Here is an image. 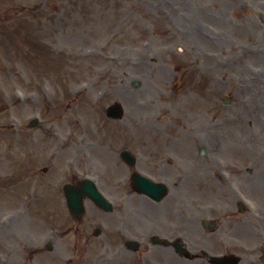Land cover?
Returning a JSON list of instances; mask_svg holds the SVG:
<instances>
[{
	"label": "rangeland",
	"instance_id": "1",
	"mask_svg": "<svg viewBox=\"0 0 264 264\" xmlns=\"http://www.w3.org/2000/svg\"><path fill=\"white\" fill-rule=\"evenodd\" d=\"M260 14L264 0H0V213L25 215L0 232L13 264L23 235L46 229L40 214H57L64 229L62 183L90 176L113 186L104 146L127 137L138 149L140 139L167 140L182 159L168 176L189 198L196 189L232 196L213 177L210 160L222 161L264 215ZM114 102L124 109L118 121L105 116ZM85 205L86 215L100 213ZM61 240L62 255L43 264H67L70 244ZM72 263L92 264L93 255L75 253Z\"/></svg>",
	"mask_w": 264,
	"mask_h": 264
},
{
	"label": "flooded vegetation",
	"instance_id": "2",
	"mask_svg": "<svg viewBox=\"0 0 264 264\" xmlns=\"http://www.w3.org/2000/svg\"><path fill=\"white\" fill-rule=\"evenodd\" d=\"M155 142L138 143L139 169L142 167L156 181L172 184L175 177L168 176V166L174 162L178 166L182 159L172 156L167 140ZM145 147L153 148L150 160ZM213 177L227 191L231 189L220 175ZM117 180L121 190H117L119 208L113 218L92 216L86 222L78 220L77 225L67 224L65 235H76L71 245L73 252H96L99 260L109 259L111 264H213L212 257L223 258L224 264H264V218L242 205L241 199L223 193L210 198H181L182 182L178 179L172 185L173 197L162 198L160 202L149 199L138 202L131 187L123 188L130 176L120 174ZM57 228L51 223L43 240L36 242L38 246L30 249L29 256L23 257L19 264H41L35 261V255L48 245H51L49 251L58 250ZM163 240L169 244H163ZM133 242H137L134 250ZM182 246L188 250L189 258L182 256ZM9 257L0 256V264H10Z\"/></svg>",
	"mask_w": 264,
	"mask_h": 264
},
{
	"label": "water",
	"instance_id": "3",
	"mask_svg": "<svg viewBox=\"0 0 264 264\" xmlns=\"http://www.w3.org/2000/svg\"><path fill=\"white\" fill-rule=\"evenodd\" d=\"M261 19H262V21L264 22V16H262ZM110 111H111V113H113L112 117H118V116H120L121 108H120V106H118V105H114V106H112V107L110 108ZM151 185H152V184H151ZM152 187H153V185H152ZM68 198H69V196H68ZM99 201H101V200L99 199ZM97 203H98V202H97ZM67 204H69L70 210H71L72 212H74L75 214H78V213H81V212H82V210L79 208L80 206H77V203L75 204V202H74V206L71 207V201H70V198H69V201H68ZM98 204L100 205V203H98ZM103 204H104V203H103Z\"/></svg>",
	"mask_w": 264,
	"mask_h": 264
}]
</instances>
